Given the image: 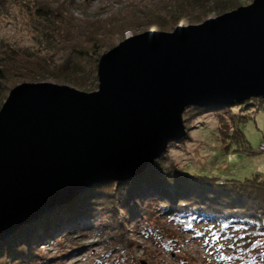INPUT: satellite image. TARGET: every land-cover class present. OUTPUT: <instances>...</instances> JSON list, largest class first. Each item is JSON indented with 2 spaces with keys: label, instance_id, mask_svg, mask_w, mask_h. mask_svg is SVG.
<instances>
[{
  "label": "water",
  "instance_id": "95a60500",
  "mask_svg": "<svg viewBox=\"0 0 264 264\" xmlns=\"http://www.w3.org/2000/svg\"><path fill=\"white\" fill-rule=\"evenodd\" d=\"M96 78L89 93L48 82L10 90L0 108V234L65 194L141 173L185 137L186 109L264 100V0L127 37L100 56Z\"/></svg>",
  "mask_w": 264,
  "mask_h": 264
},
{
  "label": "rangeland",
  "instance_id": "374dc122",
  "mask_svg": "<svg viewBox=\"0 0 264 264\" xmlns=\"http://www.w3.org/2000/svg\"><path fill=\"white\" fill-rule=\"evenodd\" d=\"M225 1L227 0H217V4ZM236 1L241 7L249 5L253 0ZM215 3H209L205 12L195 13L191 18H198L197 24H199L229 12L219 11ZM169 4L168 0H0V63L3 64L0 70L5 67L6 72H4L6 87L3 99H6L11 88L21 83L48 82L67 85L86 93L97 90V81H94L92 86L77 88L51 77L53 67L63 64L68 54L65 52L55 54L51 58L49 52L44 50L46 44L40 43V37L48 26L53 28L52 35L55 28L60 30L59 36H70L74 40L80 38L78 35L82 37L94 33L100 42L114 47L125 38L146 31L171 32L176 25L171 24L167 29L161 30L156 24L159 21L156 23L153 21L155 16L161 14L166 22H170L165 16L168 15ZM39 8L41 13L55 8L56 16L62 15L60 24L55 23L54 19L47 21L48 17L46 20L38 17L34 11ZM195 24L188 23V25ZM83 41L84 39L81 38L80 42ZM7 50L12 52V55L9 54L10 60L6 54ZM33 55L39 56L40 61L34 60ZM0 99L2 100L1 95ZM239 113L240 111L234 108L229 114L236 116ZM192 114L191 109L183 114V122L187 129L186 139L169 144L165 153L167 163L163 165L164 168L172 167L187 176L200 175L221 182L242 181L255 175L264 177V107L241 124L240 128L246 143L242 145L231 143L232 146L227 151L219 137V113L209 112L201 116ZM157 160L147 168L153 166ZM97 184L99 183L87 186L71 195H63L64 200H60L53 207L38 212L27 221L25 218L21 223L18 222L17 229L33 223L43 214L52 217V213L55 212L53 216L58 217L62 214L67 217L68 211L73 208L70 207L68 211H65V207L57 208L68 206L67 204L78 194L85 193L88 188ZM99 196L90 194L86 198L93 199ZM151 208L150 211H153L154 206ZM62 211L68 214L64 215ZM62 215L60 216L64 218ZM81 218L83 217L75 219L73 225L76 222L85 226V229L80 231L79 228L67 234L64 233L66 227H63V231L56 235L51 243L40 246L38 256L34 260L30 262L21 259L8 264H222L221 259L229 254L228 241L219 239L216 243H212L207 238L206 229L200 227V230L199 226L198 233L177 232L176 227H170L164 217L153 218L154 220L149 221L145 226L138 225L136 221L133 224L130 222L131 224L122 228V231H119V224H116L117 221L112 219L111 214L101 207L92 214L91 218L86 220ZM118 218L121 220L119 216ZM13 229L9 230L7 227L0 237L11 233ZM120 241L122 243L119 246Z\"/></svg>",
  "mask_w": 264,
  "mask_h": 264
},
{
  "label": "trees",
  "instance_id": "16d2710c",
  "mask_svg": "<svg viewBox=\"0 0 264 264\" xmlns=\"http://www.w3.org/2000/svg\"><path fill=\"white\" fill-rule=\"evenodd\" d=\"M168 1L170 3L167 10L168 15L165 16L170 22H166L161 14L153 19L155 23L159 21L156 24L161 30L167 29L171 24L176 26L188 25V23L197 24L198 18H191V16L205 12V8L211 2H216V9L222 12L240 7L236 0H227L219 4L217 0ZM40 10L39 8L33 11L42 19L46 20L48 17L47 21L54 19L55 23L60 24L59 20L62 19V15L56 16L55 8L42 13ZM52 29L51 26L46 28L40 37V43L46 44L44 50L49 52L51 58L55 54L64 52L68 54V58L63 61V64L52 68L51 77L77 88L92 86V83L97 81V63L102 52L113 46L100 42L94 33L82 37L77 34L80 38L74 40L70 36H59L58 28H55L54 35H52ZM81 38L84 39L83 42H80ZM6 54L10 60L9 54L12 55V52L7 50ZM38 58L40 57L33 55L34 60ZM1 67L3 64L0 63ZM4 72L5 67L0 70L2 100H5L3 94L6 87L4 86L6 72ZM2 100L0 99V102ZM263 107V99H251L233 106L205 109L190 107L185 112L191 109L193 110L192 115L195 116L218 112L219 137L227 151L231 148V143H239V145L246 143L240 126ZM234 108L240 111L236 116L229 114ZM221 112L223 114L220 115ZM186 136L187 134L175 142L185 140ZM165 153L153 166L133 179L126 182L99 183L88 188L85 193L78 194L67 204L68 206L57 208L64 209L65 207V211H68L70 207L73 208L70 212L68 211L69 214L62 211L64 215L68 214L67 217L60 213L64 218L60 215L53 216L55 212L50 214L54 218L43 214L33 223L10 233L0 240V264L17 262L21 259L31 262L38 256L40 246L51 243L53 238L63 231V227H66L64 233L67 234L79 228L80 231L85 229V226L76 224V222L73 225V222L78 217H83L82 220L91 218L99 207L107 210L112 219L117 221L119 231H122V228L124 229L130 222L133 224L136 221L138 225L145 226L156 217H164L170 227H176L177 232L194 231L196 233L197 229L203 227L208 232V240L212 243H216L219 239L228 241L229 254L221 259L222 264H264V177L255 175L242 181L225 180L224 182L200 175L191 177L177 172L172 167L164 168L163 165L167 163ZM90 194L100 196L93 199L86 198ZM152 206L154 210L150 211ZM66 224L67 226H64ZM120 243L122 242H118L119 246Z\"/></svg>",
  "mask_w": 264,
  "mask_h": 264
},
{
  "label": "bare ground",
  "instance_id": "6f19581e",
  "mask_svg": "<svg viewBox=\"0 0 264 264\" xmlns=\"http://www.w3.org/2000/svg\"><path fill=\"white\" fill-rule=\"evenodd\" d=\"M144 170H145V169H144ZM144 170H143V171H144ZM125 181H126V180H125ZM103 182H105V181H103ZM103 182H100V183H103ZM15 230H18V229L15 227V228L13 229V231H12V232H14ZM12 232H11V233H12ZM9 234H10V233H7V234H5V235L1 236V237H0V240H2V239H4V238H6V236H8ZM0 235H1V234H0Z\"/></svg>",
  "mask_w": 264,
  "mask_h": 264
}]
</instances>
